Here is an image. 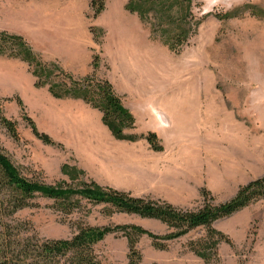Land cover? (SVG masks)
I'll list each match as a JSON object with an SVG mask.
<instances>
[{
    "label": "rangeland",
    "instance_id": "374dc122",
    "mask_svg": "<svg viewBox=\"0 0 264 264\" xmlns=\"http://www.w3.org/2000/svg\"><path fill=\"white\" fill-rule=\"evenodd\" d=\"M126 3L106 0L93 17L89 0H0V31L21 35L44 61L56 62L74 78L107 79L135 117L134 128L125 132H155L162 151L145 139L127 142L112 134L111 143H99L95 134L104 124L97 109L80 99L54 98L47 86L34 85L24 61L2 55L0 110L15 122L17 136L0 125V149L25 177L46 184L79 187L91 175L133 196L187 210L202 206L203 189L215 203L228 200L264 174V0H194L201 23L180 49L153 33ZM244 4L256 9L244 10ZM231 10L236 17H217ZM22 111L55 144L39 140ZM65 163L84 166L85 174L71 181L61 172ZM107 208L82 200L68 214L54 199L37 195L14 219L44 239L69 238L79 223L135 224L158 235L170 231L159 220ZM213 227L226 239L208 259L195 251L208 242L206 229L198 227L162 241V247L142 236L139 264H264L263 199ZM94 251L101 264H128L122 233L107 235Z\"/></svg>",
    "mask_w": 264,
    "mask_h": 264
},
{
    "label": "trees",
    "instance_id": "16d2710c",
    "mask_svg": "<svg viewBox=\"0 0 264 264\" xmlns=\"http://www.w3.org/2000/svg\"><path fill=\"white\" fill-rule=\"evenodd\" d=\"M106 0H89L93 17L105 8ZM194 0H127L125 9L137 14L141 22L149 24L153 33H160L173 49H180L196 32L201 18L193 12ZM241 8L256 9L244 4ZM255 14V12H253ZM235 10L225 12L221 19L236 17ZM96 34L97 28H92ZM0 55L24 61L35 78L36 87L47 86L49 93L57 99H80L101 113L102 123L114 138L135 142L145 139L154 151L163 147L155 132L131 134L125 130L135 126V117L123 104L107 79L93 75L74 78L66 73L56 62L44 61L30 44L18 34L0 31ZM97 59V56H94ZM96 67V66H94ZM15 100L23 110L22 100ZM22 118L33 134L45 144H55L52 138L40 132L34 121L22 111ZM2 125L12 136H17L15 122L1 114ZM61 172L71 181L85 174L84 170L63 164ZM206 190L201 191L203 204L195 210H187L173 204L145 197H137L129 192L110 186L100 185L93 179L84 181L79 187L64 183L46 184L25 177L11 158L0 149V264H101L94 245L109 234L122 233L127 240L128 264H139L141 255L137 249L139 238L147 236L156 247L162 241L185 235L198 227L206 229V239L196 253L208 259L210 251L226 239V236L213 227V223L231 216L250 204L264 200V174L238 187L234 195L226 201L215 203ZM54 199L65 213L80 208V202L103 204L107 213L123 212L136 214L143 218L156 219L164 223L170 231L158 235L135 224L97 226L79 223L76 232L69 238L44 239L30 233L27 222L16 221L14 215L31 206L36 196Z\"/></svg>",
    "mask_w": 264,
    "mask_h": 264
},
{
    "label": "crops",
    "instance_id": "0c3cea01",
    "mask_svg": "<svg viewBox=\"0 0 264 264\" xmlns=\"http://www.w3.org/2000/svg\"><path fill=\"white\" fill-rule=\"evenodd\" d=\"M103 126H98L97 132L95 134L96 139L101 144L111 143V140H112L111 132L109 131V129L105 125H103ZM127 142H130V141H127ZM79 168L84 169L85 167L82 166V167H79ZM90 178L93 179L95 182H97L100 185L110 186V187L116 188L118 190L130 192L127 189H123V188H119L117 186H114V184L111 181L103 180L102 178H99V177H96V176H91V175H90Z\"/></svg>",
    "mask_w": 264,
    "mask_h": 264
},
{
    "label": "bare ground",
    "instance_id": "6f19581e",
    "mask_svg": "<svg viewBox=\"0 0 264 264\" xmlns=\"http://www.w3.org/2000/svg\"><path fill=\"white\" fill-rule=\"evenodd\" d=\"M157 61H158L159 64H163L162 61H160V60H158V59H157ZM139 74H140V73H139ZM144 82H145V81H144Z\"/></svg>",
    "mask_w": 264,
    "mask_h": 264
}]
</instances>
